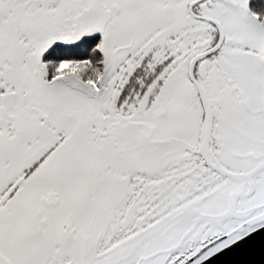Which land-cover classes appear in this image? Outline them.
Segmentation results:
<instances>
[{"label":"snow or ice","instance_id":"1","mask_svg":"<svg viewBox=\"0 0 264 264\" xmlns=\"http://www.w3.org/2000/svg\"><path fill=\"white\" fill-rule=\"evenodd\" d=\"M0 264H264V0H0Z\"/></svg>","mask_w":264,"mask_h":264}]
</instances>
